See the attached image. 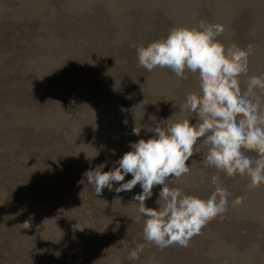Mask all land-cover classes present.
Wrapping results in <instances>:
<instances>
[{"label": "rangeland", "instance_id": "rangeland-1", "mask_svg": "<svg viewBox=\"0 0 264 264\" xmlns=\"http://www.w3.org/2000/svg\"><path fill=\"white\" fill-rule=\"evenodd\" d=\"M201 19L225 25L222 43L251 44L249 74H264V0H0V264H148L153 253L159 264H264V185L222 173L231 193L222 219L187 248L146 244L132 261L127 250L145 243L132 203L139 185L97 196L84 176L105 162L110 170L152 136L135 126L167 119L198 91L191 73L179 81L139 67L133 45ZM205 153L174 186L210 195L216 170L200 163Z\"/></svg>", "mask_w": 264, "mask_h": 264}, {"label": "clouds", "instance_id": "clouds-1", "mask_svg": "<svg viewBox=\"0 0 264 264\" xmlns=\"http://www.w3.org/2000/svg\"><path fill=\"white\" fill-rule=\"evenodd\" d=\"M224 32L225 25L201 19L198 26H173L166 37L147 46L133 45L139 67L148 72L168 69L179 81L191 73L198 79V91L186 93L179 110L167 119L157 122L149 115L151 126H135L134 135L139 137L146 130L152 136L131 142L130 150L110 170L105 171V162L84 173L97 196L105 189L118 195L139 185L141 191L132 197V203L137 205V221L143 219L145 243L125 248L129 260L139 261L146 244L160 252L171 246L187 248L209 222L222 219L231 196L221 182L222 173L229 178L246 177L249 189L264 185V74H249L253 46L226 45L219 39ZM242 78H246L244 89ZM202 147L206 153L200 163L216 170L210 177L213 190L207 198L174 186L191 175L193 161L190 166L188 162ZM129 175L132 178L125 181ZM157 186V206L148 207L146 201ZM148 264H159L155 253Z\"/></svg>", "mask_w": 264, "mask_h": 264}]
</instances>
